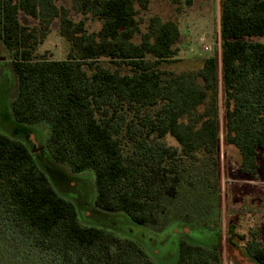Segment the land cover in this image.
I'll return each mask as SVG.
<instances>
[{
	"label": "trees",
	"instance_id": "1",
	"mask_svg": "<svg viewBox=\"0 0 264 264\" xmlns=\"http://www.w3.org/2000/svg\"><path fill=\"white\" fill-rule=\"evenodd\" d=\"M150 4L0 0V40L18 78L11 110L21 124L13 136L0 130V264L29 258L153 264L138 240L81 222L73 200L50 179L63 165L75 174L93 171L100 210L155 230L168 224L187 192L220 191L222 139L239 151L240 172L258 175L264 42L257 38H264V0H222L221 60L212 55L198 69L179 72L165 65L179 61V24L159 15L142 18ZM87 19L102 25L89 31ZM55 25L69 45L65 60L39 51ZM42 124L49 129L46 143L34 147L28 137ZM235 237L244 240L230 226L228 245H237ZM244 248L264 264V243L251 239ZM175 264H224L223 252L183 239Z\"/></svg>",
	"mask_w": 264,
	"mask_h": 264
},
{
	"label": "rangeland",
	"instance_id": "2",
	"mask_svg": "<svg viewBox=\"0 0 264 264\" xmlns=\"http://www.w3.org/2000/svg\"><path fill=\"white\" fill-rule=\"evenodd\" d=\"M221 1L191 0L189 4L188 0H151L149 9L142 11L140 16L144 19L159 15L163 20L170 19L179 24L182 32L178 42L179 61L166 63L167 68L177 72L198 69L202 60L212 55L221 60ZM24 16V22L34 24L33 18ZM74 17L82 19V16ZM86 22L89 31L98 30L102 25L101 21L94 19H87ZM142 26L144 28L145 23ZM57 29L55 25L39 51L50 59L65 60L69 45ZM257 40L264 42V38ZM206 46H210L211 50H206ZM0 55L7 56L5 61H0V67L7 65V70L1 69L0 72V130L13 136L21 125L16 122L11 110V101L18 90V78L10 66L11 56L1 40ZM223 113L221 105V120ZM37 127V132L31 130L33 140L45 145L49 129H46V124ZM17 138L25 137L19 133ZM168 142L176 145L171 138ZM46 157L50 159L48 152ZM240 161L239 151L234 146L225 145L222 139L220 191L214 194L200 186V189L187 192L188 196L178 203L180 207L173 210L172 219L161 230L136 225L122 212H107L96 207L93 171L75 174L63 165L64 169L51 170L50 179L62 195L73 200L83 224L138 240L151 256L153 264H175L179 243L183 239L209 248H221L224 264H257L247 256L244 247L251 239L264 243V153L260 154V170L255 178L240 172ZM210 181L213 183L215 179L212 177ZM230 226L244 236V240L235 237L238 246L227 243ZM22 264L49 263L47 258H29Z\"/></svg>",
	"mask_w": 264,
	"mask_h": 264
},
{
	"label": "crops",
	"instance_id": "3",
	"mask_svg": "<svg viewBox=\"0 0 264 264\" xmlns=\"http://www.w3.org/2000/svg\"><path fill=\"white\" fill-rule=\"evenodd\" d=\"M54 29V28H53ZM52 29V30H53ZM7 48V47H6ZM8 50V49H7ZM8 53L10 54V52H9V50H8ZM10 56V55H9ZM6 55H0V61H1V59H6ZM3 61V60H2ZM5 61V60H4ZM14 99H12V101H13ZM12 101H11V105H12ZM43 125V124H42ZM38 126H41V125H38ZM37 128H39V127H35V131L37 132ZM46 129H48L47 127H46ZM49 131V130H48ZM49 134V133H48ZM33 137H34V135H30L29 137H28V141H30L31 142V144H33L34 145V147H38L40 144H37L34 140H33Z\"/></svg>",
	"mask_w": 264,
	"mask_h": 264
},
{
	"label": "built area",
	"instance_id": "4",
	"mask_svg": "<svg viewBox=\"0 0 264 264\" xmlns=\"http://www.w3.org/2000/svg\"><path fill=\"white\" fill-rule=\"evenodd\" d=\"M205 48H206V50H211L210 46H206Z\"/></svg>",
	"mask_w": 264,
	"mask_h": 264
}]
</instances>
